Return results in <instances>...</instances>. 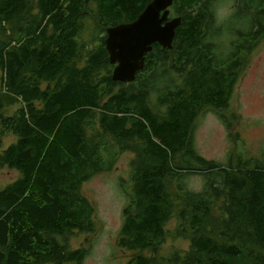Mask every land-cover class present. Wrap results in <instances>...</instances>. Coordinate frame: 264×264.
Instances as JSON below:
<instances>
[{
    "label": "trees",
    "instance_id": "trees-1",
    "mask_svg": "<svg viewBox=\"0 0 264 264\" xmlns=\"http://www.w3.org/2000/svg\"><path fill=\"white\" fill-rule=\"evenodd\" d=\"M151 1L0 0V167L20 175L0 190V264H83L88 250L70 244L95 231L82 187L124 152L134 154L117 238L127 264H264V157L240 149L226 112L264 39V0H174L173 47L154 44L134 82H115L106 29ZM3 93L20 103L12 115ZM205 109L238 146L227 162L195 147ZM8 134L17 140L4 148ZM181 237L188 249L162 252Z\"/></svg>",
    "mask_w": 264,
    "mask_h": 264
},
{
    "label": "rangeland",
    "instance_id": "rangeland-1",
    "mask_svg": "<svg viewBox=\"0 0 264 264\" xmlns=\"http://www.w3.org/2000/svg\"><path fill=\"white\" fill-rule=\"evenodd\" d=\"M232 2L224 3L218 9V16L225 19L231 13ZM228 36H220L217 41L225 42ZM88 40V36H86ZM225 44L222 45V47ZM244 65L238 76L234 92L229 101L227 115H235L232 132L238 134L237 142L247 156L264 157V39L244 56ZM1 88V85H0ZM4 112L12 115L20 103H15L8 94L3 93ZM192 137L199 153L207 159L227 162L234 154L236 146L229 137L221 119L210 109H205L197 118ZM17 137L8 134L3 138V147L16 142ZM132 152H124L109 171L94 176L82 187L83 194L92 203L95 231L76 233L71 236L73 248L88 250L83 264H127L133 253L117 246V238L123 222L122 211L127 204V192L131 191L129 175ZM14 169L0 167V190L19 178ZM189 182L197 187L202 185L198 175L190 177ZM130 188V189H129ZM175 220L167 224L174 229ZM190 240L185 237L168 239L162 252L172 249H188Z\"/></svg>",
    "mask_w": 264,
    "mask_h": 264
},
{
    "label": "water",
    "instance_id": "water-1",
    "mask_svg": "<svg viewBox=\"0 0 264 264\" xmlns=\"http://www.w3.org/2000/svg\"><path fill=\"white\" fill-rule=\"evenodd\" d=\"M174 0H152L138 18L106 29L105 46L114 65L112 80L131 83L145 68L153 45L171 49L180 17H170ZM69 264V263H66Z\"/></svg>",
    "mask_w": 264,
    "mask_h": 264
},
{
    "label": "flooded vegetation",
    "instance_id": "flooded-vegetation-1",
    "mask_svg": "<svg viewBox=\"0 0 264 264\" xmlns=\"http://www.w3.org/2000/svg\"><path fill=\"white\" fill-rule=\"evenodd\" d=\"M110 64H111V63H110ZM111 66H112V69H114V67H115V66H114V65H112V64H111ZM112 71H113V70H112Z\"/></svg>",
    "mask_w": 264,
    "mask_h": 264
},
{
    "label": "bare ground",
    "instance_id": "bare-ground-1",
    "mask_svg": "<svg viewBox=\"0 0 264 264\" xmlns=\"http://www.w3.org/2000/svg\"><path fill=\"white\" fill-rule=\"evenodd\" d=\"M30 1V0H29ZM27 34V33H26ZM130 189V188H129Z\"/></svg>",
    "mask_w": 264,
    "mask_h": 264
}]
</instances>
